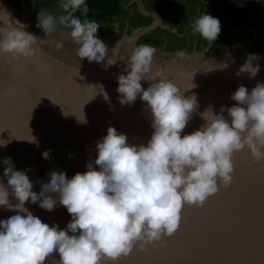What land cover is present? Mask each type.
Here are the masks:
<instances>
[{"label": "clouds", "instance_id": "9594fccd", "mask_svg": "<svg viewBox=\"0 0 264 264\" xmlns=\"http://www.w3.org/2000/svg\"><path fill=\"white\" fill-rule=\"evenodd\" d=\"M60 6L66 15L57 18L41 10L36 26L47 36L58 24L70 29L80 61L103 62L109 49L97 36L99 23L74 15L77 11L87 15L86 0H61ZM7 15V22L0 20L5 25L0 27V53L34 56L40 39ZM191 28L210 44L221 33L219 19L203 13ZM62 46L56 44L58 49ZM155 53L149 44L134 48L124 69L127 74L117 78L119 103L132 105L139 97L151 114L153 133L146 145H130L126 134L109 127L95 145L96 167L87 163V171L71 179L65 171H52L39 194L26 170H16L10 157L3 160L7 186L0 178V208L17 214L0 220V264H46L54 253L59 254L54 264H118L137 245L144 248L174 235L185 205L203 206L220 186H230L235 153L247 149L254 162L264 163V83L258 82L251 92L239 86L230 97L234 106H221L218 114L206 109L201 113L204 123L182 135L199 107L197 96L185 97V91L170 80L148 79ZM258 59L249 54L236 75L255 78ZM113 64L107 60V65ZM220 65L228 67L226 62ZM142 80L149 82L146 90ZM42 155L49 159L50 152ZM10 197L18 203L13 205ZM28 202L39 203L46 211L59 203L71 220L65 229L50 226L25 207Z\"/></svg>", "mask_w": 264, "mask_h": 264}, {"label": "rangeland", "instance_id": "374dc122", "mask_svg": "<svg viewBox=\"0 0 264 264\" xmlns=\"http://www.w3.org/2000/svg\"><path fill=\"white\" fill-rule=\"evenodd\" d=\"M7 1L15 9L18 21L22 23V18L25 20L26 31L40 39L36 45V54L39 55L41 61L50 66L52 72V78L46 80L47 84L50 83L58 90L60 86L57 84V79H64L68 88L62 85V91L65 92L63 88L70 89V92L74 94L73 96L78 89H83V86L88 87L87 91L90 88L98 91L93 95L95 99L93 100L99 102L97 111L91 114L98 119L104 113L105 108L102 109V107L107 105L104 95L99 92L102 81L109 77L106 83L107 94L114 102H119V94L116 91L118 88L117 78L121 74H127L124 69L129 63L133 49L142 44H149L156 48L148 79L156 76L157 79H167L178 84L184 81L185 77L207 76L219 70L227 72L228 77H235L236 80H239L233 81L234 86L243 85L249 92L258 82L264 83V0H198L200 8H203L208 2V6L205 7L208 12L204 14L219 19L221 24V33L212 44L204 40L198 33L189 31L188 28H184L183 35L179 36L182 33V21L186 22V19L191 17L192 24L199 17L197 4L194 6L196 7L195 12L186 13L185 10L190 6L188 3L193 5L196 0H172L178 6L175 8V12L169 15H166L163 9L166 0H121L120 9L112 20L116 22L115 24H112V21L87 19L99 23L100 28L97 36L109 49L105 60L100 63L95 61L89 63L87 59L80 61L76 55L78 45L72 41L69 35L70 29L60 26L58 20L56 30L49 36L36 26L41 10L57 18L67 14L60 6L61 0ZM181 1H185V6L179 3ZM140 4L145 10L144 13L141 11ZM222 5H226L227 8L217 14V9L222 8ZM23 6H25L24 10ZM151 13L159 15L161 23L157 25L155 23L157 18ZM149 27H154L153 31L140 35L147 31L144 28ZM125 29L128 30L127 33L124 32ZM126 36L128 38H124ZM186 37L188 38L184 39ZM57 43H61L63 46L58 49ZM249 54L257 55L259 59L254 63L260 65L259 73L252 79H249L246 73L240 76L236 75ZM107 60L114 64L107 65ZM225 62L228 67L221 68L220 64ZM44 74H41L42 77H45ZM157 74L159 75L157 76ZM26 77L30 78L29 76ZM84 82L86 84H83ZM47 84L41 91L47 90ZM141 84L145 90L149 87L148 81L142 80ZM52 97V95H48V103ZM138 99L140 98L138 97ZM136 101L131 106L137 107ZM91 103L85 104L88 109L85 111L89 114L92 112ZM94 105L96 107V103ZM118 106L120 107L121 104L119 103ZM122 107L126 108L127 105ZM78 113L81 111L76 109L75 114ZM186 128L188 130L190 127Z\"/></svg>", "mask_w": 264, "mask_h": 264}, {"label": "bare ground", "instance_id": "6f19581e", "mask_svg": "<svg viewBox=\"0 0 264 264\" xmlns=\"http://www.w3.org/2000/svg\"><path fill=\"white\" fill-rule=\"evenodd\" d=\"M24 9L25 6H23V10ZM7 14L10 15L11 22L18 20V15L10 3L7 0H0V20L7 22L9 20ZM3 21H0V27L5 26ZM24 22L25 20L22 18L21 24H24ZM44 73L46 74V78L52 76L50 66L41 61L38 54L24 58L0 53V142L8 141L6 147L0 146V178H3L4 168L6 167L3 164V160L10 157L16 170H26V174L33 182V191L37 194L40 193L42 184L50 181L49 174L52 171H65L67 177L71 179L77 172H85L87 169L86 164L94 163L97 155L96 147H90L91 143L89 141L85 142L80 138V118L78 116L74 120L73 117L57 114L53 108V103L46 105L45 98L41 97L39 94L41 89L47 84V81H44V76L42 77L41 75ZM222 77H224L223 80L215 81V86L226 84L224 82L226 76ZM58 80L60 81L58 83L60 89H62V85L67 88L68 84L64 79ZM233 81L239 80H236L235 77L227 79V83ZM83 84H86V82ZM215 93L216 95H220L221 99L228 98L227 93H224V91L219 88L215 90ZM106 100L110 102L108 96ZM46 108H49L48 113L45 112ZM104 108L105 110L101 117L111 115L105 105L102 109ZM91 118L98 121L94 124L99 123L102 125L103 122L95 118V115ZM52 121H54L53 124H55L53 126L55 127L54 130H60L62 133L60 137L51 142L48 141L49 132L45 129V125L48 126ZM109 127H114L118 133L123 134L121 129L116 125H103L99 132V137L101 139L107 135V129ZM42 129H44V132ZM33 138L35 142H32ZM149 140L150 139L146 142L142 141L139 136L135 135L133 137H128L127 142L130 145L134 144L138 146L140 144L146 145ZM45 151L50 152L49 159L43 158L42 154ZM72 160L74 162H72ZM73 164L79 167L77 170L70 172ZM233 164L234 173L230 186H220L218 192L209 197L214 203L217 195H220L223 199L222 202H220L221 206L213 208L207 206L206 203L210 202L209 199L206 200L204 206H188L190 210L193 208L197 209V213L202 216L199 217V219H190V224H192L190 227L192 230L196 231L190 232L191 229L189 230L188 227L184 228L181 225H187V223L180 222V227L174 235L171 237H164L166 242L172 243L170 246L172 247L173 245L172 251L175 252V255H178L180 251H188L185 244L189 243L194 248L193 251L195 254L192 257L194 262H199V259H202L203 261L201 263L199 262L200 264H217L222 255L226 252L224 249L218 248L216 253L212 255L210 252L206 251V242L207 239H209V242L213 243L214 237L218 238L220 234L226 233V235H232L238 240L242 239V242L246 243L244 245L246 249L245 251H241L243 256L240 258L239 262H242V264H253V262L257 261L255 264H264V235H258L260 232L264 231V163H262V165L261 163L253 162L251 156L241 151L234 154ZM93 166L95 165L93 164ZM2 182L7 186L6 178H3ZM235 184H237L239 188L242 187V189H238ZM234 193L237 195H234ZM245 194H247V198H244ZM252 195L255 196L253 199H250ZM246 199L248 201L253 200V202L245 201ZM10 202L13 205L18 203L13 197H10ZM240 203L244 205H240ZM28 204L27 206H30L31 209L33 208L40 218L46 216V210L41 209L31 202ZM194 211L195 210L190 213H194ZM11 212L17 214L15 211L6 210V214ZM54 214H57L55 210ZM182 215L187 216L183 211ZM226 215L234 217L233 224L230 225L228 230H224L225 226L221 225L217 226V228L210 226L211 218H222ZM0 220H3V214L1 212ZM234 222H237L238 225H235ZM253 223H259V225L253 226ZM261 225H263V227ZM188 232L192 238H185V236L189 234ZM211 232L214 233L211 234ZM243 236L245 237L242 238ZM256 242L261 245L262 250L258 249L260 253H253L251 255L253 251L248 252L247 250L251 247L253 248ZM151 245H153L154 249L159 248V246L162 248L164 247L161 241ZM137 251L140 252L141 249L137 247ZM247 253H249L251 257L247 256ZM185 254L189 256L193 254V252L188 254L184 253V255ZM173 259L180 260L176 258ZM147 260L148 261L142 264H161L155 257ZM174 260L170 261L173 262ZM118 264H121L120 261H118ZM130 264H141V262L130 261Z\"/></svg>", "mask_w": 264, "mask_h": 264}, {"label": "water", "instance_id": "95a60500", "mask_svg": "<svg viewBox=\"0 0 264 264\" xmlns=\"http://www.w3.org/2000/svg\"><path fill=\"white\" fill-rule=\"evenodd\" d=\"M226 73L227 72H225V71L221 72L219 70H216V73H213V74L207 75V76L193 75L195 77H191V76L185 77L184 81L176 84L177 87L181 91H185L184 92L185 97H188L192 94H195L197 96L198 105H199L197 111L193 114L192 119L190 120L189 124L187 125V127H190V128L188 130L186 128L184 130V132L182 133V135L191 134L192 132L196 131L204 123L203 119L201 118V113H203L206 109L211 107L212 110L218 114L221 106L232 107L236 104V102L231 100L230 97H231V94L234 93L238 87L234 86L233 82L227 83V79H229L231 76L228 77V74H226ZM44 75H46V74H44ZM222 76H226L225 81H224L226 84L215 86V81L224 79V77H222ZM47 78L51 79L52 76H48ZM47 78L44 77L45 80H47ZM107 81H108V78L102 82V88L100 87L99 92L100 93L102 92L103 95H105V93L107 94V90H106L107 89V85H106ZM57 82L59 83L60 81L57 79ZM57 82L54 81V83H57ZM47 85H48L47 90L44 89L43 91L39 92L41 97L46 98V101H45L47 103L46 105H50V103H53L54 104L53 108L57 112V114H61V115L68 116V117H73L74 120L78 116L80 118V121H83V120L86 121V123L80 122V124H79V129H80L79 135H81L80 138L82 140H84L85 142L89 141L91 143L90 147L95 146L96 142L101 139L99 137V132H100L103 125H112V126L116 125L118 128L121 129V132L123 134H126V136L133 137V136L137 135L140 137V139H142V141H145V142L151 138V135L153 133V129L151 127V122H152L151 114L147 110L145 102H142L140 99H138L135 103L137 107L127 105L126 108H123L122 105L119 107L118 106L119 102H114L112 100V98L110 96H108V94H107V96L110 99V102H108L105 99V96H104V100L107 101L106 107H107L108 111L110 110L109 113L111 115H109V116L105 115V116L101 117L100 119H98V120H101L103 122L102 125L99 123L94 124L95 122H98V121L93 120L91 118V117H93L91 115V113H93V111L94 112L97 111V105L99 102L94 101L95 99H94L93 95H94V93H96L98 91L93 90V88H90V90L87 91L86 89L88 87L83 86V89H81V88L78 89L77 92L75 93V96H73L74 94L72 92H70V89L63 88L65 90V92H63L62 89L61 90L58 89L59 91L56 90L57 88L52 86L50 83ZM193 85H194V87H193ZM58 86H59V84H58ZM218 88L221 89L222 91H224V93H227V96H228L227 99H221L220 95H216L215 90ZM54 91H56V92H54ZM48 95L53 96L50 100V103L47 102ZM90 102H92L90 104L92 112L89 114L85 111V110H88L86 108L85 104H88ZM94 103H96V107H95ZM49 108H51V107H49ZM49 108L45 109L46 113H48ZM76 109L80 110L81 113L75 114ZM223 115L225 116L226 119L230 120V118L227 117V112L223 113ZM53 122L54 121H52V123H49L48 126L45 125V129L49 132V140L48 141H51V142L56 140L58 137H60V134L62 133L60 130H57V129L54 130L55 127H53V126L55 124H53ZM42 131L44 132V129H42ZM244 152L250 156V153L247 151V149H245ZM72 162H74V161L72 160ZM255 165H258V164H255ZM78 167L79 166L73 164L70 172L77 170ZM94 167H96V166H94ZM86 171H87V169H86ZM244 178H247V177H244ZM235 185H237V184H235ZM236 187L238 189H242V187L239 188L238 185ZM237 191H239V190H237ZM234 195H237V194L234 193ZM254 196L255 195H252V198H250V199H253ZM244 198H247V194L244 195ZM263 199H264V197H263ZM222 200H223L222 197L220 195H217L216 201L214 203L210 200V202H207L206 205L210 206L212 208L216 207V206L220 207L221 206L220 202H222ZM245 201H248V200L246 199ZM248 202H253V200H249ZM28 203L25 204V207L29 211H31L35 216L39 217V215L34 211L33 208L31 209L30 206H27ZM36 205L39 206V203H37ZM240 205H244V204L240 203ZM203 206H204V204H203ZM54 210L57 212V214H54ZM193 210H195L194 213H190ZM182 211L187 216L182 215L181 216V222H183V223L186 222L187 225H183V224H181V225L184 228L188 227L189 230L191 229L190 226L192 225V224H190L191 223L190 219L191 218L199 219V217H202L199 213H197V209L193 208L190 210L188 208V205H185L182 208ZM0 212L3 214V220H6L7 218H9L12 215H16L15 213H12V212L9 214H6V210H4L2 208H0ZM21 214H23V213H21ZM40 219L43 222L49 224L50 226L58 225L60 229H65L66 225L71 220V217L68 214L67 209L65 207L59 205V203H57V206L52 211H46V216L41 217ZM233 219H234V217L229 216V215L223 216L222 218H211L210 226L213 228H217V226L221 225V226H225L224 230H228L230 225L233 224V221H234ZM234 224L238 225L237 222H234ZM257 225H259V223H253V226H257ZM242 226H240V227H242ZM261 226L263 227V225H261ZM194 231H196V230H192V229L190 230V232H194ZM212 233H214V232H211V234ZM245 233H246V231H245ZM69 234L71 235V233H69ZM216 235H214V236H216ZM258 235L263 236L264 231L260 232ZM244 237L245 236H243L242 238H244ZM185 238L189 239L192 237H190V233H189L187 236H185ZM161 244L164 246L163 248L161 246H159V248L154 249L153 245H151V244L147 245L144 248L139 247L141 249L140 252H138L137 247H135L133 252L128 257H124L120 260V263L121 264H130V261H133V262H141V264H142L145 261H148L147 259L150 260L152 257H155L161 264H200L203 261L202 259H199L200 263L196 262V261L194 262V259L192 258L195 254L193 251L194 248L189 243L185 244L188 248V251H186V252L180 251L178 253V255H175L174 254L175 252L172 251L173 245H172V247L170 246L172 243L166 242L164 240V237L161 240ZM245 244L246 243L242 242V239L238 240L234 236L226 235V233H224V234H220L218 238L214 237L213 243H210L209 239H207L206 251H208L212 255H214L218 248L224 249V251L226 253H224L222 255V257L220 258V261L217 264H242V262H239V260L243 256V253L241 251L242 250L245 251V249H246L244 247ZM258 249L262 250L261 245L258 242H256L254 247L253 248L251 247L247 251L248 252L253 251L251 253V255H252L253 253H260L258 251ZM256 251H258V252H256ZM191 252H193V254H191L189 256H187L186 254L184 255V253L188 254ZM251 255L249 253H247V256L251 257ZM245 257H246V255H245ZM173 258L180 259L181 261L180 260H174ZM53 259L58 260L59 254L54 253L52 258H50L49 261L46 262V264H54ZM170 260H174V261L171 262ZM256 262L257 261L253 262V264H255ZM213 264H216V263H213Z\"/></svg>", "mask_w": 264, "mask_h": 264}, {"label": "trees", "instance_id": "16d2710c", "mask_svg": "<svg viewBox=\"0 0 264 264\" xmlns=\"http://www.w3.org/2000/svg\"><path fill=\"white\" fill-rule=\"evenodd\" d=\"M121 0H86L88 6L87 15H81L80 11L74 13V15L81 19H97L99 21L111 22L115 17Z\"/></svg>", "mask_w": 264, "mask_h": 264}, {"label": "crops", "instance_id": "0c3cea01", "mask_svg": "<svg viewBox=\"0 0 264 264\" xmlns=\"http://www.w3.org/2000/svg\"><path fill=\"white\" fill-rule=\"evenodd\" d=\"M179 3H182V6H185V1H181V2H179ZM190 6L189 7H187V9H185L186 10V13H191V12H195V8L196 7H194L196 4V6H198V8H199V10H198V14L200 15V14H204V13H206V12H208V10H206L205 9V7H207L208 6V2L204 5V7L203 8H200L199 7V2H198V0H196V2L192 5L191 3H188ZM141 5V4H140ZM178 5H175V3L172 1V0H166L165 1V5L163 6V9H164V12H165V14L166 15H169V14H173L174 12H175V8L177 7ZM179 6H181V5H179ZM201 6H203V5H201ZM227 8V6L226 5H222V8H218L217 9V14H220L221 13V11L222 10H224V9H226ZM120 9V8H119ZM221 9V10H220ZM141 11H143V13L145 12V10H144V8L142 7V5H141ZM151 15H153V16H155L156 18H157V20H156V22L155 23H157V25L159 24V23H161V18H160V16L159 15H157V14H152L151 13ZM191 17H188L187 19H186V22L185 21H182V25H183V27H182V33H181V35H179V36H182L183 35V33H184V28H188L189 29V31H192V28H191ZM188 22H190V23H188ZM116 22H114V21H112V24H115ZM187 23V24H186ZM118 26V25H117ZM153 29H154V27H149V28H144V30H147V31H144V32H142L140 35H142V34H144V33H146V32H151V31H153ZM187 30V29H186ZM124 32H128V30L127 29H125V31ZM125 33V34H126ZM139 35V36H140ZM194 36V35H193ZM124 38H128L127 36L126 37H124ZM188 37H186V38H184V39H187Z\"/></svg>", "mask_w": 264, "mask_h": 264}, {"label": "snow or ice", "instance_id": "6c2138e0", "mask_svg": "<svg viewBox=\"0 0 264 264\" xmlns=\"http://www.w3.org/2000/svg\"><path fill=\"white\" fill-rule=\"evenodd\" d=\"M181 216H182V210H181ZM136 247H140L139 245H137Z\"/></svg>", "mask_w": 264, "mask_h": 264}]
</instances>
